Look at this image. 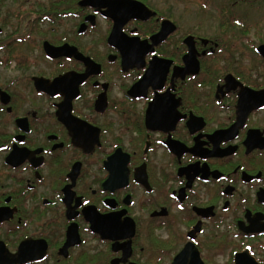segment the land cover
I'll return each mask as SVG.
<instances>
[{
	"label": "flooded vegetation",
	"instance_id": "af4514ba",
	"mask_svg": "<svg viewBox=\"0 0 264 264\" xmlns=\"http://www.w3.org/2000/svg\"><path fill=\"white\" fill-rule=\"evenodd\" d=\"M10 1L0 264H264V0Z\"/></svg>",
	"mask_w": 264,
	"mask_h": 264
},
{
	"label": "rangeland",
	"instance_id": "374dc122",
	"mask_svg": "<svg viewBox=\"0 0 264 264\" xmlns=\"http://www.w3.org/2000/svg\"><path fill=\"white\" fill-rule=\"evenodd\" d=\"M50 2V0H11L9 2V5H7V9L9 10L10 13L13 14V17H15V15L21 10L23 9V7L26 8V12L22 14L25 15V18L22 19V23L24 25H21L22 27H26V25H28L29 19H30V14L31 11L33 12H37V3H43V4H48ZM35 16V15H34ZM13 17L10 18V22L14 25L15 24V19H13ZM68 28V24H66L64 27H62V30ZM43 32H36L34 31L33 37L36 38V40H38V38H45L46 37V27L43 26ZM23 35H25L24 32H22V35H19L18 37H23ZM34 54V52L32 53ZM263 73V71H262Z\"/></svg>",
	"mask_w": 264,
	"mask_h": 264
},
{
	"label": "water",
	"instance_id": "95a60500",
	"mask_svg": "<svg viewBox=\"0 0 264 264\" xmlns=\"http://www.w3.org/2000/svg\"><path fill=\"white\" fill-rule=\"evenodd\" d=\"M91 2H92V3H91ZM90 3H91V5L95 4V3H94V0H84V1L82 2V4H90ZM44 49H45L46 54H47V55H50V56L53 55V53H52L51 51H52V50L55 51V49L51 48V47L48 46L47 44L44 45ZM60 50H62V48H60ZM259 50H260V49H259ZM261 55H262L263 58H264V47L261 48ZM37 82H38V83H37L36 85H37V88H38L39 90H42V91H46V90H47L45 84H44V85H43V84L39 85V83L42 82V80L38 79ZM94 230H95V229H94ZM132 234H133V232L130 233V236H132ZM180 257H181L180 255L177 256V257L175 258L173 264H177V261L180 259Z\"/></svg>",
	"mask_w": 264,
	"mask_h": 264
}]
</instances>
